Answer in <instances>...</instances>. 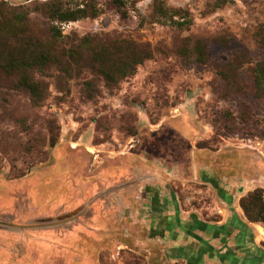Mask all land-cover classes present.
I'll return each instance as SVG.
<instances>
[{"label":"rangeland","instance_id":"obj_1","mask_svg":"<svg viewBox=\"0 0 264 264\" xmlns=\"http://www.w3.org/2000/svg\"><path fill=\"white\" fill-rule=\"evenodd\" d=\"M31 1L0 0L8 6ZM95 1L96 18L60 25L59 63L29 72L42 86V100L15 85L19 74L0 70V264H160L115 249V239L83 242L80 216L72 213L78 185L117 151L157 160L172 152L193 162L192 139L198 148H238L244 160L253 159L251 152L264 160V95H256L253 82L255 65L264 64V0H164L189 11L187 29L154 22L151 0H122L121 8ZM28 17L32 31L49 41L46 18ZM84 36L131 38L151 56L133 76L108 83L77 47ZM195 39L207 45L204 63L179 52ZM68 49L80 57L63 56ZM187 190L195 205L210 200L201 185Z\"/></svg>","mask_w":264,"mask_h":264},{"label":"crops","instance_id":"obj_2","mask_svg":"<svg viewBox=\"0 0 264 264\" xmlns=\"http://www.w3.org/2000/svg\"><path fill=\"white\" fill-rule=\"evenodd\" d=\"M193 142V162L172 152L157 160L117 151L96 164L91 177L82 175L76 210L83 242L93 238L106 245L115 239L120 250L127 242L118 240V229H127L140 244L159 245L171 261L264 264V229L248 221L239 205L246 193L264 188V160L255 152L244 160L247 155L238 148L211 150ZM191 183L203 186L210 200L195 205L197 197L187 190ZM138 223L145 226L144 234L138 233Z\"/></svg>","mask_w":264,"mask_h":264},{"label":"trees","instance_id":"obj_3","mask_svg":"<svg viewBox=\"0 0 264 264\" xmlns=\"http://www.w3.org/2000/svg\"><path fill=\"white\" fill-rule=\"evenodd\" d=\"M113 2L118 8L123 6L122 0ZM30 3L31 6H8L0 2V70L7 75L19 74L15 85L28 91L38 102L43 98L42 86L32 79L29 72L33 69L42 71L48 65L59 63L55 46L62 37V23L96 18L99 8L95 0H35ZM29 12H38L46 18L49 41H44L32 31ZM149 13L154 22L170 24L178 29H187L192 23L186 8H174L164 0H151ZM77 47L87 50L92 67L108 83L133 76L137 67L151 56L147 46L127 37L99 41L84 36ZM179 52L188 62L204 63L208 48L204 41L195 39L182 46ZM62 55L77 60L81 54L77 49H68ZM236 69L231 68V76ZM253 73L256 95H264V64H256ZM239 205L248 221L264 226V188L246 193L240 198Z\"/></svg>","mask_w":264,"mask_h":264},{"label":"flooded vegetation","instance_id":"obj_4","mask_svg":"<svg viewBox=\"0 0 264 264\" xmlns=\"http://www.w3.org/2000/svg\"><path fill=\"white\" fill-rule=\"evenodd\" d=\"M139 158H142V157H139ZM121 221H120V223H121ZM126 222H127L128 228H129L131 221L130 222L126 221ZM137 228H138L137 230L139 231L138 232L139 234H144L145 226H143V224L138 223ZM118 230L126 231L127 229L126 230L125 229H118ZM130 231L131 230H127L126 232H129L127 235H130L131 238L128 239L127 236H125V237L119 236L120 238L118 237V240L127 242L125 248H127L128 250L133 251L135 253H138L142 257L146 258L147 261H153L154 258L157 257V261L160 262V264H166L168 262H171V259H169L167 257V255L162 254V248L159 245H157V244H142V243L140 244V241L137 242L136 239H134L135 238L134 235H132L133 233Z\"/></svg>","mask_w":264,"mask_h":264},{"label":"water","instance_id":"obj_5","mask_svg":"<svg viewBox=\"0 0 264 264\" xmlns=\"http://www.w3.org/2000/svg\"><path fill=\"white\" fill-rule=\"evenodd\" d=\"M76 212H77V214H78V213H80V212H79V211H77V210H75V211H74V212H72V213H76Z\"/></svg>","mask_w":264,"mask_h":264},{"label":"bare ground","instance_id":"obj_6","mask_svg":"<svg viewBox=\"0 0 264 264\" xmlns=\"http://www.w3.org/2000/svg\"><path fill=\"white\" fill-rule=\"evenodd\" d=\"M260 232H261V230H260Z\"/></svg>","mask_w":264,"mask_h":264}]
</instances>
